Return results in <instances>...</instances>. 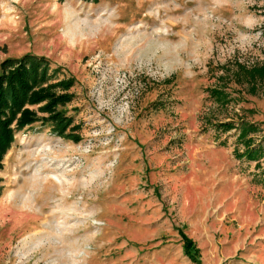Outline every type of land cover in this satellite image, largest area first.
Instances as JSON below:
<instances>
[{"label":"rangeland","instance_id":"1","mask_svg":"<svg viewBox=\"0 0 264 264\" xmlns=\"http://www.w3.org/2000/svg\"><path fill=\"white\" fill-rule=\"evenodd\" d=\"M263 50L264 0H0V60L31 51L50 80L71 77L62 109L77 136L40 120L14 132L0 264H264V148L237 156V127L214 124L251 122L264 144V91L232 74ZM62 156L65 186L51 176Z\"/></svg>","mask_w":264,"mask_h":264},{"label":"trees","instance_id":"2","mask_svg":"<svg viewBox=\"0 0 264 264\" xmlns=\"http://www.w3.org/2000/svg\"><path fill=\"white\" fill-rule=\"evenodd\" d=\"M262 52L264 56V50ZM234 64V81L247 83L249 92H254L257 88L264 91V62H254L248 67L237 62ZM54 70L50 69L44 55L31 51H25L18 56H5L0 60V168L3 153L9 147L14 132L36 120L48 122L50 129L59 135L77 138L72 132L76 125L71 124V116L62 109L71 98V93L66 88L73 79L63 77L50 80ZM208 92L218 101H226L230 96L229 92L215 86L208 88ZM38 111L43 114H38ZM214 124L224 130L237 127V137L243 143L241 151L235 150L237 156L255 159L261 154L264 144L261 141L252 144V138L246 137V132L254 130L253 123L240 120L236 125L232 121H219ZM179 235L184 254L194 263H198V251L192 240L182 232Z\"/></svg>","mask_w":264,"mask_h":264},{"label":"bare ground","instance_id":"3","mask_svg":"<svg viewBox=\"0 0 264 264\" xmlns=\"http://www.w3.org/2000/svg\"><path fill=\"white\" fill-rule=\"evenodd\" d=\"M65 12L67 14H70L73 10H70L68 7H65ZM41 149L39 150L38 153H40L42 151V153H47V152H51V147L50 145H42L40 147ZM35 150H32L31 153H35L34 152ZM60 156V154H59ZM66 157H61L59 159V162L57 163V166L55 168V172L51 175L53 177V179H55L56 181H58L60 183V185L62 186H65V185H69L70 184V181L68 179V170H67V167H68V162L71 160L70 158H67L65 159ZM48 163V161L46 160V157H43L42 158V164L40 167H44L46 164ZM41 172L39 171L38 172V175L40 174ZM40 176V175H39ZM43 179L46 180L48 179V176L47 174L45 176H43ZM36 193V192H34ZM32 193V194H34ZM21 203L24 205V206H29L28 204H31L33 206H36L35 204V201L37 200V198L34 196V195H31V196H27L25 195V197H21ZM57 206H60L57 204ZM62 206V205H61ZM65 206V205H64ZM66 207V206H65Z\"/></svg>","mask_w":264,"mask_h":264}]
</instances>
